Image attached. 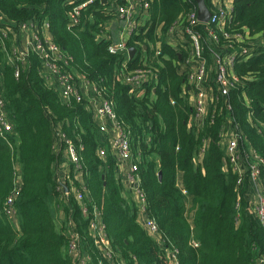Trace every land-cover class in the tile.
Masks as SVG:
<instances>
[{
	"label": "trees",
	"instance_id": "1",
	"mask_svg": "<svg viewBox=\"0 0 264 264\" xmlns=\"http://www.w3.org/2000/svg\"><path fill=\"white\" fill-rule=\"evenodd\" d=\"M69 1L0 0V25L47 21L52 39L66 54V69L76 80L82 76L95 84L102 98L114 102L117 120L130 131L146 212L156 222L162 243L140 224L139 206L124 194L116 158L109 151L100 154L99 148L107 142L89 100L64 99L43 74L41 58L33 52L15 76V67L7 60L15 40V33H10L0 38V87L13 123L7 138L0 135V264H79L68 251L73 232L79 233L80 250L89 255L90 264H112L89 232L94 207L117 255L116 264H172L168 251H174L176 264H255L257 254L264 253V227L247 210L245 198L236 208V176L228 167L220 139L225 113L219 112L213 122L207 120L201 127L191 123L194 110L189 91H184V77L173 61L178 51L165 43L164 31L188 8L187 2L153 0L151 18L129 39L128 44L138 49L129 68L141 66L145 53L158 69L155 89L147 87L145 94L136 95L120 78L122 57L108 50L101 26L108 17L96 9L101 4L84 11L79 24L70 26ZM205 1L211 5V0ZM234 6L238 27L264 35V0H234ZM159 41L162 53L156 59L154 48ZM260 47L243 69L259 72L246 91L256 118L264 122V46ZM232 102L237 118L264 156V133L251 126L247 109L236 96ZM59 131L78 150L87 209L84 212L69 192L63 205L66 225L61 229L52 204L62 194L55 179ZM202 146L205 152L198 160ZM70 178L75 179L74 172ZM66 188L70 190L68 182L64 192ZM12 195L20 231L5 211Z\"/></svg>",
	"mask_w": 264,
	"mask_h": 264
},
{
	"label": "built area",
	"instance_id": "2",
	"mask_svg": "<svg viewBox=\"0 0 264 264\" xmlns=\"http://www.w3.org/2000/svg\"><path fill=\"white\" fill-rule=\"evenodd\" d=\"M153 0H70L69 25L75 26L81 21L84 11L96 7L108 17L102 23V31L108 43V50L112 54L122 57L120 78L130 85L136 95L145 94L147 87L157 84L158 69L154 67L148 55L141 58L143 64L129 68V61L137 56V51L130 57L129 39L137 33L151 18V4ZM189 5L166 28L163 35L165 43L178 51V59L173 60L179 74L183 75V89L189 91V101L193 107L191 123L201 127L207 120L214 121L219 112H224L221 121L220 139L230 171L236 176L237 200L236 208H240L241 200L248 201L247 210L253 213L264 227V156L252 143L247 131L232 102L236 96L246 107V115L251 126L258 134L264 133V122L256 118L252 103L246 88L250 82L258 80L259 72L243 69L245 64L258 55L260 46H264V35L253 34L248 27H238L235 23L234 0H211L210 17L208 21L200 20L198 16L197 0H183ZM49 23L40 24L36 19L9 23L3 21L0 25V38L4 39L10 33H15V40L9 50L7 60L15 67V76L20 75V65L24 64L28 55L33 52L42 61V72L56 84L64 99L75 97L77 100L86 99L81 91L80 79L76 80L66 69L67 57L62 48L54 42ZM143 50L146 45L141 43ZM137 48V47H136ZM154 58L159 59L162 53L161 42L154 48ZM160 62V61H159ZM85 79V78H84ZM96 97L89 101L90 108L107 144H111L117 153V162L129 165L126 171L129 182L136 183V189L142 197L145 208V197L139 187L137 175L138 163L130 141V131L116 118L114 102L101 97V90L87 79ZM175 103V100H171ZM110 122L113 123L115 134H111ZM13 130L3 91L0 87V135L7 138ZM64 152L73 168L81 171V160L75 144L62 132H58ZM102 156L107 153L106 146H101ZM205 147H201L198 160L202 158ZM21 177H18L19 184ZM76 187L75 198L85 207V179ZM17 186L14 194L17 193ZM59 190L65 191L64 185L59 184ZM64 190V191H63ZM68 194V193H66ZM13 195L8 197L5 211L10 218L16 215L13 205ZM93 217L89 223V232L95 245L106 258L112 260L117 256L106 236V227L97 207L93 208ZM148 232L159 236L158 226L150 217L146 219ZM80 235L73 232L69 240V253L77 259L79 264H90L89 255L79 257ZM198 246L197 241H193ZM175 261L174 251H171ZM118 260V259H116ZM116 264V263H114ZM255 264H264V253L256 256Z\"/></svg>",
	"mask_w": 264,
	"mask_h": 264
},
{
	"label": "crops",
	"instance_id": "3",
	"mask_svg": "<svg viewBox=\"0 0 264 264\" xmlns=\"http://www.w3.org/2000/svg\"><path fill=\"white\" fill-rule=\"evenodd\" d=\"M49 30H45L44 33H48ZM1 76V73H0ZM79 87L81 89V91L84 93V96L87 100H92V97H96L93 89L90 87V84L87 83V81L84 78L80 79V84ZM110 126L109 127L111 129V134H115L114 132V126L113 123L110 122ZM106 148L107 151H109L111 154H113V156L116 158V164H117V175L119 177V179L122 182L123 188H124V194L126 196V198H131L133 199L137 205L139 206V216H138V220L140 222V224L145 228H146V219L148 218L147 212H146V208H144V202L142 200L141 195L139 194L138 190L136 189V183H132L129 182L128 178H127V174L126 171H128L129 169V165H127L124 162H117V153L115 151L114 148H112L111 144H106ZM55 149L56 152L58 153V160L56 163V168H55V179L58 182V184L61 185H66V183L68 182V184L70 185V190L67 192H62V194L60 196H58L56 198V201L53 200L52 204L54 205V211H55V217H56V224L57 227L59 229H61V227L65 226V213L63 211V205L66 201L67 198V194L69 195V192L75 194V190L78 183L83 182L84 179V173L83 171H73V168L64 152V149L62 147V142L61 139H59V135L58 133L56 134L55 137ZM71 172H74V176L75 179L70 178V174ZM76 180V181H75ZM66 190H68L66 188ZM12 223L14 224V227L20 231V225H19V219H18V215H14L11 218ZM60 222V223H59ZM59 223V225H58ZM66 230V227H65ZM71 232V228L68 227V233ZM156 240L161 244L162 240H161V236H156ZM79 254V257H83L85 255H88L87 253H85L84 251L79 249V253H77L75 256H77ZM168 256L170 257V261L172 264L175 263L174 258L172 257L171 251H168ZM114 264V263H112Z\"/></svg>",
	"mask_w": 264,
	"mask_h": 264
},
{
	"label": "water",
	"instance_id": "4",
	"mask_svg": "<svg viewBox=\"0 0 264 264\" xmlns=\"http://www.w3.org/2000/svg\"><path fill=\"white\" fill-rule=\"evenodd\" d=\"M102 2H106L107 0H101ZM198 2V16L200 20L202 21H208L210 17V10L206 4L205 0H197ZM137 51V48L135 46L129 47V54L130 57H133ZM67 191V190H66Z\"/></svg>",
	"mask_w": 264,
	"mask_h": 264
},
{
	"label": "rangeland",
	"instance_id": "5",
	"mask_svg": "<svg viewBox=\"0 0 264 264\" xmlns=\"http://www.w3.org/2000/svg\"><path fill=\"white\" fill-rule=\"evenodd\" d=\"M59 223H60V222H59ZM59 223H58V225H59ZM174 264H176V262H175Z\"/></svg>",
	"mask_w": 264,
	"mask_h": 264
},
{
	"label": "bare ground",
	"instance_id": "6",
	"mask_svg": "<svg viewBox=\"0 0 264 264\" xmlns=\"http://www.w3.org/2000/svg\"><path fill=\"white\" fill-rule=\"evenodd\" d=\"M155 219V218H154Z\"/></svg>",
	"mask_w": 264,
	"mask_h": 264
}]
</instances>
